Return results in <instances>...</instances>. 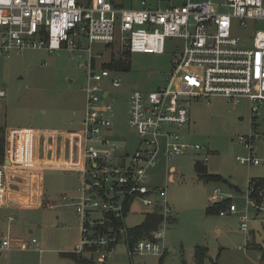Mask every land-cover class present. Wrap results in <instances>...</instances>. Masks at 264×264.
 <instances>
[{
  "label": "built area",
  "instance_id": "obj_1",
  "mask_svg": "<svg viewBox=\"0 0 264 264\" xmlns=\"http://www.w3.org/2000/svg\"><path fill=\"white\" fill-rule=\"evenodd\" d=\"M140 4V9H122L108 0H90L85 4L78 0H0V57L25 49H44L51 54L66 48L87 53L84 62H79L80 67L87 68L82 87L85 95L83 128L60 135L67 143L68 153L77 156L73 162L61 163V167L80 176L79 196L63 197L62 201H76L73 206L81 220V240L72 253L92 258L94 264L107 263L122 235L129 258L165 253L160 230L170 224L171 210L166 191L148 185V170L156 165L159 157L170 160L186 150L204 151L199 145L180 142L179 129L190 123L187 102L221 95L237 104L247 98L253 118L264 103V30L254 33L251 46L242 44L231 32L232 28H247L248 21H264V0L217 3L181 0L179 6L151 9L144 1ZM223 8L228 11L224 12ZM167 39H179L180 46L176 49L179 54L174 57L171 73L165 79L166 85L150 93L134 91L130 95L128 126L143 146L127 159L128 151L122 152L112 139V106L107 100L109 91L103 88V84L108 83L114 88L120 87L121 80L113 75L119 71L107 68L105 65L112 62L113 56L103 62L104 55L94 54V46L108 48L117 44L120 56L125 58V53L128 56L163 54ZM83 42L86 48L82 47ZM6 95V90L0 86V102ZM19 133L5 134L0 165V210L14 208L10 195L17 187H34L30 178L33 167L16 159L9 151L8 136L19 137ZM254 139L253 135L240 138L248 151L246 158H236L240 164L264 163L254 158ZM207 159L205 156L202 161ZM177 173L174 166L168 167L167 180L173 181ZM252 191L253 184L248 182L247 205L257 212L264 211V193L258 192L260 200L256 202L251 198ZM227 200L229 204L221 212L238 215L239 230L247 233L248 210L238 211L232 196L223 195L218 188L212 192L211 204ZM135 203L150 209L148 213L159 210L162 222L148 236L131 242L127 239L123 219ZM14 219L13 214L7 216L9 222ZM113 220L120 222L119 228L113 226ZM31 243L36 244V241L32 239ZM22 245L20 239L0 234V256L13 246Z\"/></svg>",
  "mask_w": 264,
  "mask_h": 264
},
{
  "label": "rangeland",
  "instance_id": "obj_2",
  "mask_svg": "<svg viewBox=\"0 0 264 264\" xmlns=\"http://www.w3.org/2000/svg\"><path fill=\"white\" fill-rule=\"evenodd\" d=\"M85 4L90 0H78ZM118 8H137L142 0H108ZM154 0H146L153 4ZM214 3L225 0H211ZM162 7L179 6L181 0L160 1ZM224 12L227 8L222 9ZM264 30V21L247 22V28H232V35L242 44L251 46L254 33ZM119 32L116 28V38ZM87 44L83 42L82 47ZM179 39H167L163 54L129 55V71L114 73L121 80L119 88L109 83L107 99L112 106L110 114L113 141L119 149H126L129 158L143 145L128 126L130 95L134 91L150 93L166 85L174 57L179 54ZM101 52L104 61L121 55L120 46H94V54ZM128 55V54H127ZM87 53L71 52L62 48L48 53L44 49L12 51L0 57V86L6 98L0 102V127L4 133L17 130L80 131L83 127L85 95L82 87L86 81V66L80 67ZM112 59V60H113ZM99 67V65L97 66ZM157 76V78L155 77ZM190 123L180 128V142L199 145L204 151H184L170 160L159 157L148 170V185L166 191V201L171 210L170 224L161 228L165 253L161 256L128 257L122 235L106 264H194L196 246L208 249L203 264H264V211L257 212L246 202L248 182L264 178V163L258 166L240 164L236 158H246L247 149L240 138L254 136V158L264 160V103L256 118L252 117L250 101L242 98L237 104L226 97L191 99L186 103ZM11 130V131H10ZM208 157L206 162L202 160ZM203 165L208 174L218 175L222 181H205L195 173V165ZM1 165V163H0ZM174 166L178 173L173 181L167 180V168ZM80 176L57 170L44 171L42 192L44 201L39 208H11L0 210V234L18 238L20 249L1 254L0 264H74L66 254L74 252L81 240V220L73 206L76 201L63 202L62 198H76ZM218 188L223 195H231L238 211L248 210V232L239 230L238 215L208 214L212 192ZM50 206V207H49ZM150 209L133 204L123 219L125 228L139 226ZM13 214L14 221H7ZM172 222V223H171ZM34 239L37 244H31ZM242 246L243 249H239ZM41 250V252H38Z\"/></svg>",
  "mask_w": 264,
  "mask_h": 264
},
{
  "label": "crops",
  "instance_id": "obj_3",
  "mask_svg": "<svg viewBox=\"0 0 264 264\" xmlns=\"http://www.w3.org/2000/svg\"><path fill=\"white\" fill-rule=\"evenodd\" d=\"M142 1H144L146 3V6L150 9L162 7L159 4L161 3L160 0H154L153 4L146 2V0H142ZM140 3L137 6V8L134 9H140L141 8ZM11 132H20V133H19V137L11 136V138H9L10 135L8 136L7 142L9 140L10 143L8 144L9 151H11L14 154V157L16 159L21 161H26L31 165V167H33V172L32 174H30V178H33L32 181L34 182L33 188L27 189L23 187L22 188L17 187L15 189L16 194L14 193L10 195V201L12 202L11 206L14 208L17 207V208H27V209L39 208L44 201L43 200L44 196L42 192L43 172L48 170L67 172L61 167V163H66L69 161L73 162L77 158L75 154L68 153L69 151L66 148L67 143L65 139L60 136L63 133H70L75 131L46 132V131H37L34 129H30V130H17ZM18 180L22 184H28L26 180L23 179H18ZM39 180H40V184L38 186ZM222 210L225 211V208ZM222 210H220V212L217 215H230V214L222 213L221 212ZM12 249L13 248H11L10 250ZM16 249H20V248L16 247ZM39 251L41 250H38V252Z\"/></svg>",
  "mask_w": 264,
  "mask_h": 264
},
{
  "label": "trees",
  "instance_id": "obj_4",
  "mask_svg": "<svg viewBox=\"0 0 264 264\" xmlns=\"http://www.w3.org/2000/svg\"><path fill=\"white\" fill-rule=\"evenodd\" d=\"M113 59V58H112ZM109 69H115L117 71H129L130 69V62L129 56L125 53V58L121 56L117 59H113L112 62L105 65ZM4 129L0 127V163L2 164L4 151H5V134ZM195 173L205 181H222V178L218 175L208 174L206 168L197 163L195 165ZM253 184V191L250 194L251 198H253L256 202H259V198L257 196L258 192L264 193V178H253L250 181ZM229 204V201H225L218 204H212V206L208 207L207 213L208 214H218L220 210L226 208ZM174 222V219L171 220ZM162 222V216L159 210H155L154 212L148 213L146 212L143 222L136 227L127 229V239L131 242H135L144 236H148L151 232L156 230ZM171 222V223H172ZM113 226L119 228L120 222L117 220H113ZM208 249L203 246H196L193 252L194 264H203L204 259L207 257ZM66 256L70 257L74 264H94L92 258L83 257L81 255H76L74 253L66 254ZM164 255L160 258L159 264H163ZM181 264H187L186 262L182 261Z\"/></svg>",
  "mask_w": 264,
  "mask_h": 264
}]
</instances>
